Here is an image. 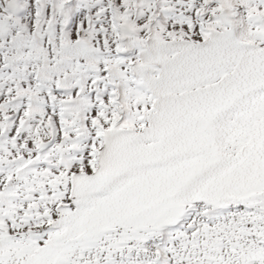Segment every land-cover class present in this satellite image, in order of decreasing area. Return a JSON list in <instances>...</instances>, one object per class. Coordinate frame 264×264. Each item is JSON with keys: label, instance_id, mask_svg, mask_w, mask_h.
<instances>
[{"label": "snow or ice", "instance_id": "snow-or-ice-1", "mask_svg": "<svg viewBox=\"0 0 264 264\" xmlns=\"http://www.w3.org/2000/svg\"><path fill=\"white\" fill-rule=\"evenodd\" d=\"M0 264H264V0H0Z\"/></svg>", "mask_w": 264, "mask_h": 264}]
</instances>
